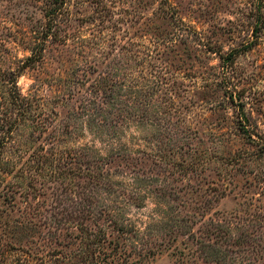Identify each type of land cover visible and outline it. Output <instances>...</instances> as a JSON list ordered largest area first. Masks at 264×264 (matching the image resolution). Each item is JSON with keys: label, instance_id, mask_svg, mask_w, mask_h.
Here are the masks:
<instances>
[{"label": "rangeland", "instance_id": "obj_1", "mask_svg": "<svg viewBox=\"0 0 264 264\" xmlns=\"http://www.w3.org/2000/svg\"><path fill=\"white\" fill-rule=\"evenodd\" d=\"M35 49L0 264H264V0H0V71Z\"/></svg>", "mask_w": 264, "mask_h": 264}, {"label": "trees", "instance_id": "obj_2", "mask_svg": "<svg viewBox=\"0 0 264 264\" xmlns=\"http://www.w3.org/2000/svg\"><path fill=\"white\" fill-rule=\"evenodd\" d=\"M41 54V51L35 49L31 52V56L27 57L22 65L18 66L15 70L7 72L0 71V157L6 152L5 149L11 143L10 141L12 140L13 134L22 127V122L24 120L29 117H33V119L41 118V113L37 111L36 105H34L32 101L26 100L19 95L17 88V80L20 72L32 67L34 63H37L40 60ZM36 130L38 134H42L46 132L47 129L43 125V122L39 121L38 125H36ZM32 132L34 131L31 130V133ZM1 165L0 161V173H12L10 171L11 169H2ZM19 174V177H23L25 172H20ZM217 231L221 233L219 229H217ZM224 233H227V231ZM215 237H219V235ZM225 243L236 248L241 246L239 240L233 241L232 244L226 241ZM198 245L201 252L204 254L205 246L201 242H199ZM118 247H120V245H118ZM205 262H218V259L216 261L211 260Z\"/></svg>", "mask_w": 264, "mask_h": 264}]
</instances>
